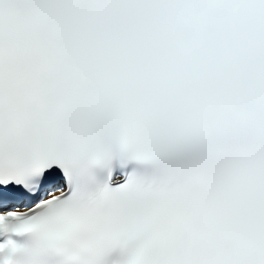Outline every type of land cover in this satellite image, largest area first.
I'll return each mask as SVG.
<instances>
[{"label": "snow or ice", "instance_id": "obj_1", "mask_svg": "<svg viewBox=\"0 0 264 264\" xmlns=\"http://www.w3.org/2000/svg\"><path fill=\"white\" fill-rule=\"evenodd\" d=\"M0 264H264V0H0Z\"/></svg>", "mask_w": 264, "mask_h": 264}]
</instances>
